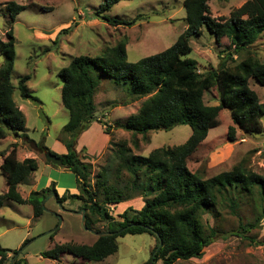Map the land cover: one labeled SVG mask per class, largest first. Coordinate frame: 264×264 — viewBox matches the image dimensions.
Here are the masks:
<instances>
[{"label": "trees", "instance_id": "trees-1", "mask_svg": "<svg viewBox=\"0 0 264 264\" xmlns=\"http://www.w3.org/2000/svg\"><path fill=\"white\" fill-rule=\"evenodd\" d=\"M121 1L130 0H102L95 12L96 16L114 27L131 26V22L105 16ZM208 1L183 0L187 27L173 45L156 55L128 63L123 42L109 49L102 57H72L58 73L63 83L61 102L68 113V121L62 131L66 154L56 155L43 146L35 147V150L60 159L61 167L75 177L78 194L69 195L65 192L57 197L56 202L62 204L70 199L81 203V209L87 212L88 229L94 222L91 217L107 222L108 227L107 232L93 244L69 242L57 245L41 254L44 259L59 262L62 255H72L86 261H102L117 251L118 237L146 233L155 238L154 251L161 243L150 262L175 264L201 258L203 250L218 237L220 230L215 225H208L203 217L209 214L217 222V210L221 204H227L233 215L242 198L255 207V221L246 224L240 221L237 228L229 233L237 238L250 240L247 234L257 228L264 218V176L240 163L229 171L203 179L190 172L186 165L208 132L218 126L217 117L222 110L228 111L231 120L227 132L230 141L235 140L237 130L245 135L262 133L264 104L248 87V81L253 79L258 85L264 86V62L248 58L233 67L221 64L217 69L199 72L197 62L186 56L192 51L189 38L200 37L204 29L214 35L216 43L225 38L234 54L250 48L264 35V0L246 1L231 12L228 19L212 18ZM7 9L13 22L25 7L10 3ZM0 44L5 56L0 66V140H3L9 134L18 136L23 132L25 118L12 99L14 38L11 31L7 34V41ZM95 76L99 80L104 76L115 86L126 88L132 100L146 98L134 115L114 128H120L135 137L183 125L190 128L191 135L180 146L156 149L146 157L133 155L124 142L115 144L113 156L118 164L113 170L107 166L99 171L95 190L92 191L89 184L90 165L84 162L86 156L81 157L75 152L76 141L94 120L102 125L106 134H110L112 129V126L94 117ZM28 79V76H24L18 80L19 95L24 100L37 102L27 88ZM213 88L219 91V102L217 106H207L203 96ZM133 144L136 147L138 142L135 140ZM16 153L14 144L2 155L0 170L6 175L7 189L0 195V209L9 200L18 205H29L33 216L40 217L44 213L41 204L50 194H56L55 183L51 182L49 187L40 191H32L27 199H23L17 188L28 184L37 171V162L35 159L18 161ZM121 170L128 175L124 185H109V177L114 175L119 179ZM134 196L143 199V207L138 211L129 208L120 215L121 222L114 221L107 205H117ZM97 198L102 200L98 201ZM7 254L0 249V264H9L13 257ZM21 262L15 260L12 264Z\"/></svg>", "mask_w": 264, "mask_h": 264}, {"label": "rangeland", "instance_id": "rangeland-1", "mask_svg": "<svg viewBox=\"0 0 264 264\" xmlns=\"http://www.w3.org/2000/svg\"><path fill=\"white\" fill-rule=\"evenodd\" d=\"M246 1L209 0V15L214 19H228L231 12ZM10 3L25 7L13 22L7 9ZM101 3L102 0H0V43L7 41V34L11 31L14 38L12 99L25 118L23 132L18 136L9 134L0 140V164L2 155L14 144L18 148L17 154L20 153L19 158L35 159L37 162V171L28 184L17 188L23 199H27L33 190L49 187L46 179L51 176L49 181L55 183L58 198L65 192L78 194L74 175L61 166L45 167V154L35 150V147L43 146L56 155L61 154L62 149L66 151L62 131L68 121V113L62 106L63 83L57 75L70 59L77 56L102 57L109 49L124 42L127 62L135 63L168 49L187 27L183 0L121 1L105 16L131 22L132 25L117 27L96 16ZM189 45L192 51L186 58L197 62L199 72L217 69L221 64L233 67L248 58L264 62V35L250 48L236 54L225 38L216 43L214 35L206 29L200 37H190ZM3 52L0 44V66L5 59ZM24 76L29 77L27 88L37 102L20 97L17 82ZM95 78L94 117L112 126V129L110 134H106L102 125L94 120L76 141L75 152L81 157L86 156L84 162L90 165L89 184L92 191L95 190L99 171L107 166L113 170L118 164L113 156L115 144L124 142L133 155L146 157L156 149L180 146L191 135L190 128L183 125L135 137L114 128L134 115L146 98L132 100L126 88L115 86L104 76L100 80L97 76ZM248 87L264 104V86L249 79ZM218 92L216 88L205 92L204 104L217 106ZM217 120L218 126L208 132L205 140L187 160L189 171L207 179L243 163L249 170L264 176V117L261 120L262 133L245 135L237 130L234 141L227 138L228 127L231 126L228 111H220ZM135 140L138 142L136 147L133 144ZM51 171L58 175H52ZM119 177L110 176L109 185L122 187L128 175L121 170ZM6 189V175L0 170V195ZM97 200L101 201L102 198ZM143 204L140 196H134L129 201L107 205V210L114 221L121 222L120 215L124 211L129 208L138 211ZM44 208L48 213L44 212L36 218L29 205H18L9 200L3 203L0 209V249L8 252V257L14 258L23 247V242L27 241L25 249L14 261H22L21 264H149L152 259L156 241L146 233L118 237L117 251L102 261H86L72 255H62L59 262L44 259L41 254L57 245L69 242L91 245L99 237L83 230L80 211L84 209H81L78 201L67 199L58 204L50 197L46 198ZM254 208L250 201L242 198L235 215L227 204L218 206L217 222L211 215L205 214L203 220L220 230L218 237L203 250L201 258L175 264H264V218L257 228L247 234L250 240L229 234L240 221L244 224L255 221L257 212ZM86 213L84 210V216ZM91 219L94 220L92 231L102 235L107 232V222L97 221L94 217ZM58 225L59 228L54 231ZM13 262L11 259L9 264Z\"/></svg>", "mask_w": 264, "mask_h": 264}, {"label": "water", "instance_id": "water-1", "mask_svg": "<svg viewBox=\"0 0 264 264\" xmlns=\"http://www.w3.org/2000/svg\"><path fill=\"white\" fill-rule=\"evenodd\" d=\"M45 160H46L47 163L52 164V165L57 166V167H59V166L62 165L61 160L58 159V158L55 157V156H48V155L45 154ZM50 197H52L53 199H55V201H56V199H57L56 194L49 195V196L47 197V199L50 198ZM45 200H46V199H45ZM44 202H45V201H44ZM44 202L41 204V208H42L43 212L48 213V211L44 208ZM80 212H82V215H81V222H82V228H83V230H84V231H87V232H89V233H91V234L101 236L102 234H100V233H96V232H94V231H92L91 229H88V228L86 227V219H85V216H84V210H81ZM59 226H60V225H58L54 231H56V230L59 228ZM160 245H161V243H159L158 247H157L156 250L154 251V253H153V255H152V259H153V256L155 255L156 251L159 249ZM24 249H25V245H24V246L18 251L17 255H15L14 258H12V262L14 261L15 257L18 256V254H20ZM11 264H12V263H11ZM149 264H151V262H150Z\"/></svg>", "mask_w": 264, "mask_h": 264}, {"label": "crops", "instance_id": "crops-1", "mask_svg": "<svg viewBox=\"0 0 264 264\" xmlns=\"http://www.w3.org/2000/svg\"><path fill=\"white\" fill-rule=\"evenodd\" d=\"M79 148L81 147V146H78ZM77 147V148H78ZM18 149V148H17ZM62 149V148H61ZM20 152V151H19ZM21 152H23V151H21ZM100 152H101V150H100ZM54 153V152H53ZM59 153H61V154H58V155H64L65 153H66V151L64 150V149H62V152H59ZM17 154V153H16ZM19 156H20V153H18L17 154V156H16V158H17V160L18 161H23V160H25L24 158L22 159V158H19ZM50 165H45V167H49ZM51 172H53L52 173V175H58V173H56L55 171H51ZM52 177V176H51ZM50 177V178H51ZM50 178H48V179H46V181H48V184H50L52 181H49L50 180ZM56 180V179H55ZM33 191H35V190H33ZM59 191V190H58ZM73 191V190H72ZM76 191V190H75Z\"/></svg>", "mask_w": 264, "mask_h": 264}]
</instances>
